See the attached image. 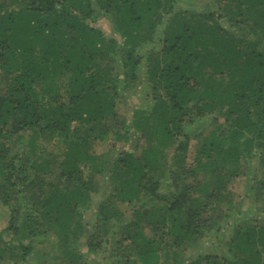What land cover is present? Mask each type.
<instances>
[{
  "label": "trees",
  "instance_id": "trees-1",
  "mask_svg": "<svg viewBox=\"0 0 264 264\" xmlns=\"http://www.w3.org/2000/svg\"><path fill=\"white\" fill-rule=\"evenodd\" d=\"M190 1L0 0V264H86L78 248L104 264H264V0ZM139 75L144 108L121 118ZM208 118L187 165L186 127ZM98 175L109 195L88 232ZM40 222L62 251L45 256Z\"/></svg>",
  "mask_w": 264,
  "mask_h": 264
},
{
  "label": "rangeland",
  "instance_id": "rangeland-1",
  "mask_svg": "<svg viewBox=\"0 0 264 264\" xmlns=\"http://www.w3.org/2000/svg\"><path fill=\"white\" fill-rule=\"evenodd\" d=\"M193 3L194 5V9H196L195 13L199 12L200 10H202L203 8V4H205L206 2H204V0H197V1H190ZM181 3L184 5L185 2L181 1ZM184 8L178 7L179 12L181 11H185L186 5L183 6ZM112 20L110 18H104L102 20H100L99 22H97L95 25L97 27H99L105 34V36L107 38H113V37H117L116 32H114L113 26H112ZM138 84L136 86V88L133 91H128L127 92V104L126 103H119L117 102L116 107H117V115L120 116L121 118H124L127 115H130L132 113V111L136 108H144V102L146 101L147 98V93L149 89L146 86V84H141L142 80V76L139 75L138 78ZM143 89L146 91H143ZM63 89H61V92L63 93ZM135 111V110H134ZM218 118L217 120L222 121V116L216 115ZM214 122L208 118L206 120H202L199 123L194 122V124H190L186 127V130L189 131L188 134H190L191 139L189 141V150L188 152H186L185 157L186 158V162L185 164H189L193 161V159L196 156L197 153V144L198 141L206 136L209 135V133L212 131V129L214 128ZM199 133V134H197ZM196 134V135H195ZM141 145L145 144L144 140H141ZM93 150L95 151L96 154H104L107 153L108 151H110L111 149H109L108 147V142L106 141H97L94 142L93 144ZM51 149H54L53 146L50 147ZM126 149L130 148L129 145H125ZM62 147L59 144L58 147H55L54 151L55 153H59L61 152ZM172 148H168L167 152L170 155L171 158V152ZM165 166H162L163 171L161 172V177L163 178L165 176V173L167 172V169L165 168ZM165 168V171H164ZM169 180V179H168ZM244 180H246V178H241V179H237L235 181H233L230 184V187L233 189V191H237V193L241 192L243 189V182ZM96 181L98 184L101 185V190L99 192L98 195H96L93 199V203H92V209L90 211H87L86 213L83 214L84 217V223L87 225V231L91 232L92 229V225L94 224L95 220H94V212L97 209V206L108 197L109 195V187L107 186L109 184V180L107 175L103 176V175H98L96 176ZM168 183H170V181H168ZM252 182L247 183L246 185H251ZM241 196H245L246 193L241 192L240 193ZM8 218H9V209L0 204V231L4 230V228L7 226L8 223ZM233 219H231L230 221H232ZM115 223V221H114ZM41 224V226H40ZM18 225H20V223H18ZM37 228L40 231H45L46 228H49V232L47 236H43L41 237V239H39L41 242H43V244L41 246H39V248L45 252V256L49 255V253H51V251L53 252H58L59 249L62 251L63 248H59L58 246H55L56 242L62 238L59 233H58V229L54 228L52 225L48 224V227H46V225L42 222L39 223V225L37 226ZM231 227H226L223 228L222 225L220 226V231H216V230H212L211 235L209 236L210 238L202 244V247L198 250L197 248L194 250H189V253L192 254L193 256L206 251L207 248L211 247L212 245H215L217 243V237L219 239V237H223L224 235L227 234V231L230 230ZM226 230V231H225ZM21 234H18L17 237H14L13 235H8L5 233V238L7 240L11 239H15V241H19L21 240L24 243H27L28 240L23 239L22 237L20 238ZM20 238V239H19ZM10 239V240H11ZM52 248L51 250L49 248ZM38 248V249H39ZM78 251H80L83 256L86 258V261L84 263L86 264H104L103 261L101 260L102 256H98L96 258H94L93 255H88L86 253V249L85 248H78ZM41 253V252H39ZM73 253V252H72ZM53 255V254H51ZM88 255V256H87ZM31 257H34L32 260H30V263H23L22 264H42L40 263V260L38 259V256H36L35 253H32L30 255ZM3 262V261H2ZM51 264H53L51 262Z\"/></svg>",
  "mask_w": 264,
  "mask_h": 264
}]
</instances>
